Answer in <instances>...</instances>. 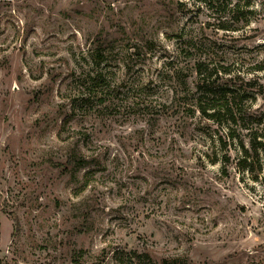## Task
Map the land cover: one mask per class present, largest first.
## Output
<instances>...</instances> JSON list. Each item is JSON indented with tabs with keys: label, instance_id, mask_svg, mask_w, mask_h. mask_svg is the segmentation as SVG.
Here are the masks:
<instances>
[{
	"label": "rangeland",
	"instance_id": "374dc122",
	"mask_svg": "<svg viewBox=\"0 0 264 264\" xmlns=\"http://www.w3.org/2000/svg\"><path fill=\"white\" fill-rule=\"evenodd\" d=\"M198 65L264 111V0H0V264H264V182L210 164Z\"/></svg>",
	"mask_w": 264,
	"mask_h": 264
},
{
	"label": "trees",
	"instance_id": "16d2710c",
	"mask_svg": "<svg viewBox=\"0 0 264 264\" xmlns=\"http://www.w3.org/2000/svg\"><path fill=\"white\" fill-rule=\"evenodd\" d=\"M99 43V48L101 45L112 44ZM100 61L101 57H98L96 63L99 64ZM202 68L203 65L197 66L198 80L195 86L198 97L192 112L198 113L201 119L215 125L216 129H222L225 134V137H217L221 153L218 157L215 155L214 159H210V164H219L220 172L226 177L248 175L253 182H264V111L247 113L241 103L227 98L226 91L211 81L210 77L203 73ZM263 70L262 67L258 68V71ZM103 78L102 74H97L94 80L100 82ZM262 90L264 93V84ZM231 149L237 150L234 157L230 155ZM73 162L79 167L86 165L81 159L75 161L73 158ZM114 258L119 264H156L148 254L136 251L129 253L117 251ZM161 264L170 263L163 259Z\"/></svg>",
	"mask_w": 264,
	"mask_h": 264
}]
</instances>
